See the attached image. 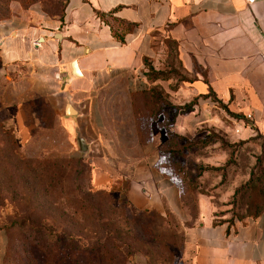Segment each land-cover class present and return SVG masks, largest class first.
<instances>
[{
  "label": "rangeland",
  "instance_id": "obj_1",
  "mask_svg": "<svg viewBox=\"0 0 264 264\" xmlns=\"http://www.w3.org/2000/svg\"><path fill=\"white\" fill-rule=\"evenodd\" d=\"M65 3L0 0V24L29 17L32 10L60 15ZM165 44L169 52L158 58L157 68H148V78L187 79L176 63L174 42ZM126 93L122 82H109L100 92L108 110L92 114L95 122L72 132L41 105L43 129L34 144L25 146L0 105V225L7 234L2 264H39L48 256L49 249L37 244L48 239L46 231L36 234L30 229L36 225L50 226L45 243L50 264H190L183 254L187 230L197 220L200 191L212 195L219 220L264 215V135L231 139L208 126L179 127L192 100L177 105L159 84ZM216 105L227 127L237 132L233 125L247 123L222 103ZM77 134L88 140L87 150L79 148ZM99 155H107L119 175L96 190L92 168ZM31 167L55 168L50 197L34 195ZM159 189L166 197L158 195ZM101 223H107L106 231Z\"/></svg>",
  "mask_w": 264,
  "mask_h": 264
},
{
  "label": "crops",
  "instance_id": "obj_2",
  "mask_svg": "<svg viewBox=\"0 0 264 264\" xmlns=\"http://www.w3.org/2000/svg\"><path fill=\"white\" fill-rule=\"evenodd\" d=\"M29 13L0 24V105L21 145L39 137L41 105L69 132L95 122L92 114L108 110L100 92L113 80L124 84L126 96L159 84L177 105L192 100L179 127L208 126L231 139L264 135V0H66L60 15ZM166 40L174 42L186 80L148 78V68H157L158 58L169 52ZM219 102L247 123L233 125L237 132L227 127ZM68 105L74 112H67ZM98 139L104 142L102 134ZM108 160L107 155L93 159L95 189L119 175ZM196 202L197 220L187 230L184 259L264 264V215L219 220L211 194L198 192ZM6 246L0 226V264Z\"/></svg>",
  "mask_w": 264,
  "mask_h": 264
},
{
  "label": "trees",
  "instance_id": "obj_3",
  "mask_svg": "<svg viewBox=\"0 0 264 264\" xmlns=\"http://www.w3.org/2000/svg\"><path fill=\"white\" fill-rule=\"evenodd\" d=\"M100 16H102V13L99 14ZM119 23H122V22H119ZM123 24V23H122ZM125 25V24H124ZM159 76H154L152 77L151 79H157ZM167 77V76H165ZM164 77V78H165ZM181 80H186V79H181ZM191 109V103H190V106H188V110ZM31 170H32V173H33V176H31V179L33 180V184H36L34 187H36V190H34V195L38 197V200H41L39 198H41V196L43 194H47V198L50 197V180H52L54 177H55V168H52L53 171H48V172H41L39 170L38 167H35L32 169L31 167ZM93 178V177H92ZM37 184H38V187H37ZM42 184V185H41ZM93 187V184L91 185ZM95 189V188H94ZM100 189H104V187L102 188H98L96 190H100ZM42 190V192H41ZM201 192V191H200ZM32 195V194H31ZM258 214H255L254 216H257ZM2 227V225H0ZM100 229H102L103 231H106L108 225L107 223H101L98 225ZM3 228V227H2ZM30 229H34V232L40 236H44V233L46 231V234H47V237L48 239H46L44 237L43 241L41 243H37L40 250L42 248L44 249H49L47 252H48V256L46 257H40V260H39V264H50V246L49 248L45 245L46 241L48 240V242H50V226H47V225H36V226H31ZM42 234V235H41ZM45 234V236H46ZM46 239V240H45ZM50 244V243H49ZM45 256V254H44ZM104 256V254H103ZM99 258L100 261H102V257ZM108 261L112 259V256H108Z\"/></svg>",
  "mask_w": 264,
  "mask_h": 264
},
{
  "label": "water",
  "instance_id": "obj_4",
  "mask_svg": "<svg viewBox=\"0 0 264 264\" xmlns=\"http://www.w3.org/2000/svg\"><path fill=\"white\" fill-rule=\"evenodd\" d=\"M57 36H60V34L57 33ZM72 65H73V67H74V69H75V72H76L77 74H79V71H78V69H77V64H76V61H75V60L72 62ZM67 112H74V110H72V109L70 108V106L68 105V107H67ZM77 141H78V146H79V148H80L81 150L85 151V150L88 149V145L86 144V142H85V140H84L83 137L79 136L78 139H77Z\"/></svg>",
  "mask_w": 264,
  "mask_h": 264
},
{
  "label": "built area",
  "instance_id": "obj_5",
  "mask_svg": "<svg viewBox=\"0 0 264 264\" xmlns=\"http://www.w3.org/2000/svg\"><path fill=\"white\" fill-rule=\"evenodd\" d=\"M248 1L253 2L254 0H248ZM247 117H250V115L248 114Z\"/></svg>",
  "mask_w": 264,
  "mask_h": 264
}]
</instances>
